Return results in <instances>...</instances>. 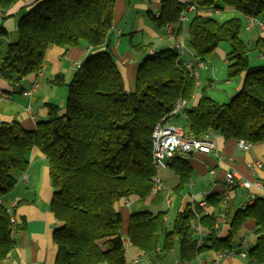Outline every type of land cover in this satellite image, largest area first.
I'll return each mask as SVG.
<instances>
[{
  "label": "trees",
  "instance_id": "16d2710c",
  "mask_svg": "<svg viewBox=\"0 0 264 264\" xmlns=\"http://www.w3.org/2000/svg\"><path fill=\"white\" fill-rule=\"evenodd\" d=\"M18 1L0 0V8L7 10ZM193 1L200 9L219 8L221 3L244 16L264 15V0ZM116 6L117 0H40L21 16L17 39L0 54V76L14 81L38 73L51 46L71 48L86 43L95 49L68 84L64 113L58 105L47 104L48 119L31 131L16 120L0 123V261L15 247V224L2 199L16 185L12 172L26 171L29 154L38 147L48 159L55 189L51 209L62 224L53 234L55 264H127L126 238L144 254L158 257L170 255L180 238L179 262L191 263L206 247L232 249L234 236L250 219L256 224V243L248 249V258L253 264H264V197L228 218L230 233L225 238L215 235V216L197 203H187L171 226L167 212H133L124 230L116 204L152 193L153 132L160 122L181 117L171 115L179 102L186 101L182 117L189 137L219 134L252 144L264 142V62L251 63L250 48L241 38V17L220 21L195 12L187 27L188 45L203 59L221 43H229L228 77L246 74L242 89L226 103L203 90L198 104L192 105L197 81L178 50L150 52L151 45L135 44L143 58L135 89L128 91L113 52L102 49L116 26ZM184 8L181 0H162L159 15H150V20L159 29L172 26L181 33ZM5 35L7 31L0 27V37ZM255 47L264 53V39L259 37ZM63 83L62 77L54 81ZM170 168L180 177L174 188L180 194L191 183L193 168L186 157L174 159ZM208 203L218 206L220 200L213 195ZM225 212L228 217L229 207ZM198 215L206 232L202 246L195 234Z\"/></svg>",
  "mask_w": 264,
  "mask_h": 264
},
{
  "label": "crops",
  "instance_id": "0c3cea01",
  "mask_svg": "<svg viewBox=\"0 0 264 264\" xmlns=\"http://www.w3.org/2000/svg\"><path fill=\"white\" fill-rule=\"evenodd\" d=\"M38 1L40 0H19L7 10L0 8V27L7 31V35L0 37V54L5 52L9 43L17 39V25L21 16ZM161 2L162 0H117L116 26L109 33L102 49L109 48L113 52L128 91L135 89L137 69L143 58L135 51L133 47L135 44L151 45L150 52L173 47L169 29H159L150 20V15H159ZM136 10L140 12L136 15V27L134 25L129 27ZM232 11L234 9L219 7L213 8L208 15L215 17L226 13L225 17L220 20L225 21L236 17L230 13ZM241 18L245 20V31L248 36L245 38L241 34V38L247 42L249 48L253 46L255 51L252 55L250 53L251 63L253 65L261 64L264 62V53H260L255 45L259 37L264 39V28L247 29L248 16L242 15ZM259 19L264 22V15L260 16ZM118 31H120V35H118ZM181 34L187 43L188 34L184 24ZM192 51L189 50L188 57H183L185 66H191L200 73V84L191 101L192 105L198 104L203 90L216 101L226 103L242 89L246 74L235 79L228 77L229 60L227 54L231 51L229 43H221L215 52L203 59L198 58L194 50ZM94 52L95 49L86 43L71 48L51 46L47 50L41 74L33 73L21 80L14 81L0 76V123L16 120L25 130L31 131L48 119L47 104L58 105L60 113H64L68 84L82 61ZM219 61L223 62L224 68L220 71L216 67ZM203 69L209 70L206 79H203L200 72ZM60 77L63 78L64 83L61 85L54 84V81L60 80ZM217 79L220 80L218 83ZM35 84L37 87L33 90ZM28 107L31 108L30 111L27 110ZM214 138L216 149L212 153L195 151L184 156L191 164L193 173L191 183L182 193L176 194L174 192V188L180 182L179 175L174 173L170 166L161 171L165 187L161 192L165 193L166 199L168 194L172 197L171 205H167L168 210L163 209L161 211L167 212L166 221L169 225L171 219L169 208L173 206L174 202L179 200L172 223L177 213L182 211L187 203L206 202V206L203 208L204 212L207 211L216 218L215 235L218 238H225L230 233L228 218L232 217L236 210L250 204L253 194L257 197H264V142L252 144L249 149L245 150L238 146V140L226 139L219 134L215 135ZM260 162L263 163V167H257ZM48 169V159L38 147H34L29 154L27 170L12 172L16 179V185L2 200L8 207L15 224V247L5 260L0 261V264L56 263L57 246L53 240V234L62 224L51 209L55 189L49 177ZM232 171L244 179L260 181L262 187L244 188L237 185L231 192V199L226 202L224 200L225 177L228 172ZM213 195L220 200L218 206L208 203V198ZM142 200L144 199L138 196H131L126 199L125 204L121 203L118 208L116 205V209L123 215L124 230L128 225L130 215L135 212L130 208L131 205H138ZM148 204L151 203L146 199L145 202L138 205L137 208L142 209H137V211H142L144 205ZM227 207H229L228 217L225 212ZM220 212H225L226 217L218 222L216 216ZM255 228L254 220L246 221L237 235L234 236L233 247L239 251L252 248L256 243ZM195 234L197 235L196 228ZM244 239L247 240L245 247L240 246ZM176 242L177 248L170 255L158 257L155 254H144L126 238L127 264H133V260L136 258L142 260L144 264H181L178 259L180 238H176ZM184 264L253 263L249 258H243L239 255L218 259L216 250L206 247L194 261Z\"/></svg>",
  "mask_w": 264,
  "mask_h": 264
},
{
  "label": "built area",
  "instance_id": "2783aa9c",
  "mask_svg": "<svg viewBox=\"0 0 264 264\" xmlns=\"http://www.w3.org/2000/svg\"><path fill=\"white\" fill-rule=\"evenodd\" d=\"M181 2L185 5V8L181 14L180 21L183 24L190 21L191 14L195 12L205 13L208 14L213 8L210 9H200L194 3L193 0H181ZM169 29V36L173 42V47H175L180 56V60L183 62V57L187 53V43L185 41L184 36L181 33H178L173 30L172 26L167 27ZM255 28H264V22L261 21L259 18L254 16H248V23L247 29H255ZM118 35H120V31H118ZM43 68V67H42ZM189 71L193 74L197 81V86L200 84V73L197 70H194L191 66L187 67ZM42 70V69H41ZM41 70L38 74H41ZM37 87V84L33 86V90ZM186 105V101L183 100L178 103L175 110L171 113V115H180L184 117L183 109ZM28 111L31 110L30 107L27 108ZM252 143L246 140H238V146L242 149H249ZM216 149V141L214 136L206 135L202 138H193L189 137L186 134L185 129L182 126L176 125L171 122H160L154 132H153V162L155 167V175L153 177V188L152 193H159L165 189L163 185V180L161 177V171L163 169H167L172 161L178 157H184L188 153L191 152H202V153H212ZM257 167H263V163H258ZM213 172V171H212ZM237 185H241L244 188H251V187H262V183L258 180L250 181L247 179L242 178L236 172H228L225 177V187L226 191L224 194V200L228 202L231 199V192L234 191ZM257 198V195L253 194L251 196L250 203H253ZM167 205L170 206L172 203V197L167 196ZM199 205L202 208H205L206 202H201ZM207 213V211H205ZM198 220L196 224V233L198 236V244L202 246L205 244V235L206 232L204 231L200 220ZM217 221H221L225 219L226 215L225 212L218 213ZM14 229L12 231V237H14ZM240 246L245 247L247 245V240L244 239ZM209 246H212V242H208ZM217 258L221 259L228 256H235L239 255L243 258H248V250H241L239 251L237 248L233 247L232 249H224L216 251ZM133 264H144L140 259H134Z\"/></svg>",
  "mask_w": 264,
  "mask_h": 264
},
{
  "label": "rangeland",
  "instance_id": "374dc122",
  "mask_svg": "<svg viewBox=\"0 0 264 264\" xmlns=\"http://www.w3.org/2000/svg\"><path fill=\"white\" fill-rule=\"evenodd\" d=\"M219 5H221V7H223V8H225L221 3H219ZM138 13H140V12H138L137 10L134 12V14H133V19H132V22H131V24L129 25V27H132L133 25L136 27V24H137V20H136V15L138 14ZM230 13H232L234 16H236V17H241L242 16V14L239 12V11H237V10H234V11H232V12H230ZM225 14L226 13H224V14H222V15H220V16H215L218 20H221L222 19V17H225ZM227 14H229V13H227ZM144 15H146V13H144ZM244 19V18H243ZM188 24H189V22H186L185 24H184V28L186 27H188ZM245 20H243V28H242V30H241V34H242V37H247L248 38V36L246 35V31H245ZM131 29V28H130ZM128 33V32H127ZM251 48V51H250V53H251V55H252V53H255V51H254V47L253 46H250ZM189 50L191 51V52H193L192 50V48L188 45V42H187V53L184 55L185 57H188V52H189ZM216 54V53H215ZM217 66V69L220 71V70H223L224 68H223V62L222 61H219V62H217V64H216ZM226 69V68H225ZM228 70V69H227ZM208 71L209 70H207V69H203V70H200V72L202 73V76H203V79L205 78H207L208 76ZM213 74V73H212ZM210 77H212V76H210ZM219 79V78H218ZM216 80L217 81V83L220 81V80ZM216 83V84H217ZM230 101V100H229ZM171 122L172 123H174V124H176V125H180V126H182L185 130H187V123H186V120L181 116V117H178V118H175V119H172L171 120ZM126 199L127 198H125V199H123L124 201H119L118 202V204H116L117 205V208L118 207H120V204L122 203V204H125L126 203ZM129 199V198H128ZM146 199H148L149 200V202L151 203L150 205L148 204V205H144L145 207L143 208V210H146V211H150V212H154V213H157V212H159V211H161V210H163V209H167L168 210V207H167V204H166V198H165V193L164 192H159V193H151L148 197H146V198H144V200H142V201H140V203L139 204H142L143 202H145V200ZM177 203H179V200L178 201H176V202H174L173 203V206L171 207V208H169V211H170V221H169V225H171L172 224V220H173V218H174V216H175V214H176V212H177ZM138 204V205H139ZM138 205H131V209H132V211H135V212H137V209H142V208H137L138 207Z\"/></svg>",
  "mask_w": 264,
  "mask_h": 264
}]
</instances>
